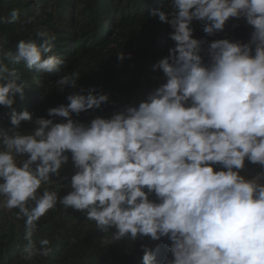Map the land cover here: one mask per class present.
<instances>
[{"label":"clouds","instance_id":"clouds-1","mask_svg":"<svg viewBox=\"0 0 264 264\" xmlns=\"http://www.w3.org/2000/svg\"><path fill=\"white\" fill-rule=\"evenodd\" d=\"M149 16L172 30L174 47L151 65L165 82L138 105L87 124L73 114L101 109L107 92L81 88L66 105L47 109L48 118L12 108L27 84L8 64L58 72L61 57L48 54L54 36L38 31L39 43L21 40L15 52L0 51V108L11 109L10 126L0 125V209L24 218L26 264L50 255V241L36 247L32 235L57 204L111 232V243L167 238L170 257L160 264H264V0H168ZM18 17L13 9L7 22ZM230 18L251 26L249 40H212L205 63V41L193 37L192 22L211 37ZM116 57L122 62L125 53ZM80 77L74 70L55 84L75 89ZM57 117L63 121L54 123ZM22 122L31 130L22 131ZM69 160L71 191L38 192L62 179ZM246 160L262 169L252 179L240 174ZM141 251L142 264H158L148 245Z\"/></svg>","mask_w":264,"mask_h":264},{"label":"trees","instance_id":"trees-1","mask_svg":"<svg viewBox=\"0 0 264 264\" xmlns=\"http://www.w3.org/2000/svg\"><path fill=\"white\" fill-rule=\"evenodd\" d=\"M168 0H0V51L15 52L19 41L36 38L38 31L54 36L48 53L61 57L63 63L55 73L36 72L25 64H8L27 84L23 92L15 94L13 109L17 113L27 110L33 118L47 117V109L67 104L66 97L79 93L81 88H95L107 92L109 101L101 109L73 114V119L87 124L96 116L110 118L114 112L129 105H138L146 94L161 84L163 73L153 72L151 65L168 55L174 42L168 39L169 25L149 16L151 9L166 5ZM18 10L15 23H9L11 11ZM31 18V23H25ZM193 37L205 41L201 55L207 63V44L216 39H228L246 43L252 32L243 18H230L222 32L207 36L202 23L192 22ZM123 51L125 59L117 60ZM131 53V58L128 54ZM7 63V61H6ZM81 73L75 89H57L55 81L72 71ZM86 94V92L84 93ZM11 109L0 108V125L10 126ZM57 117L55 122H62ZM22 131L32 125L22 122ZM242 171L257 176L262 171L258 164L247 160ZM71 160L61 170L62 179H54L44 188L56 191L59 197L71 191L68 179L73 174ZM150 199H155L154 196ZM110 231H115L114 229ZM24 218L18 210L0 209V264H12L19 260L28 241L24 239ZM42 239L50 241L52 249L46 258H38L33 264H142L141 245H148L157 257L158 264L170 257L167 238L152 241L129 237L111 243V232L103 233L85 214L57 204L40 218L32 241L36 247ZM107 242V243H106ZM26 263V262H24Z\"/></svg>","mask_w":264,"mask_h":264},{"label":"rangeland","instance_id":"rangeland-1","mask_svg":"<svg viewBox=\"0 0 264 264\" xmlns=\"http://www.w3.org/2000/svg\"><path fill=\"white\" fill-rule=\"evenodd\" d=\"M163 82H165L164 79L161 80V83H163ZM240 174H241L242 176H244L245 179H251V178L253 177L252 174H251L250 172L242 171ZM250 177H251V178H250ZM12 264H26V263H24L23 261H21V260L19 259V260L15 261V262L12 263Z\"/></svg>","mask_w":264,"mask_h":264},{"label":"bare ground","instance_id":"bare-ground-1","mask_svg":"<svg viewBox=\"0 0 264 264\" xmlns=\"http://www.w3.org/2000/svg\"><path fill=\"white\" fill-rule=\"evenodd\" d=\"M254 177H256V176H253L252 178H254ZM250 178H251V177H250ZM252 178H251V179H252Z\"/></svg>","mask_w":264,"mask_h":264}]
</instances>
